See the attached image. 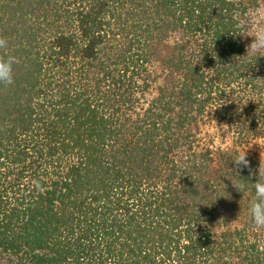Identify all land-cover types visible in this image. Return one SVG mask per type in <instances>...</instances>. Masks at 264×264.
Listing matches in <instances>:
<instances>
[{
	"label": "trees",
	"instance_id": "obj_1",
	"mask_svg": "<svg viewBox=\"0 0 264 264\" xmlns=\"http://www.w3.org/2000/svg\"><path fill=\"white\" fill-rule=\"evenodd\" d=\"M263 4L0 0V264H264Z\"/></svg>",
	"mask_w": 264,
	"mask_h": 264
},
{
	"label": "clouds",
	"instance_id": "obj_2",
	"mask_svg": "<svg viewBox=\"0 0 264 264\" xmlns=\"http://www.w3.org/2000/svg\"><path fill=\"white\" fill-rule=\"evenodd\" d=\"M243 31L246 37H252L253 42L249 46L246 55L242 58L257 56L264 53V5H254L249 8L247 18L242 21ZM5 42L0 40V46H4ZM264 57V56H261ZM13 58L0 61V83L12 82V65ZM246 153L241 156L235 154L230 157V160L236 166L241 164L246 165ZM222 183V182H221ZM240 193H245L249 190V182H237ZM233 185V184H232ZM251 190L254 192V198L248 202L247 219L253 229H264V169L259 166L257 179L255 183H251Z\"/></svg>",
	"mask_w": 264,
	"mask_h": 264
},
{
	"label": "rangeland",
	"instance_id": "obj_3",
	"mask_svg": "<svg viewBox=\"0 0 264 264\" xmlns=\"http://www.w3.org/2000/svg\"><path fill=\"white\" fill-rule=\"evenodd\" d=\"M264 5V4H263ZM253 42L252 37H247L246 45L249 48L251 43ZM241 153L248 157H254L255 159L259 160L261 163L264 164V142L259 140L257 142H251L246 146H243L240 149Z\"/></svg>",
	"mask_w": 264,
	"mask_h": 264
}]
</instances>
